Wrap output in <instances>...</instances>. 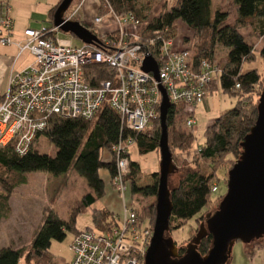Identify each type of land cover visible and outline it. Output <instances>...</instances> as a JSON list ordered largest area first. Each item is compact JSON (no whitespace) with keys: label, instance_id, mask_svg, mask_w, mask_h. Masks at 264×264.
Here are the masks:
<instances>
[{"label":"trees","instance_id":"trees-1","mask_svg":"<svg viewBox=\"0 0 264 264\" xmlns=\"http://www.w3.org/2000/svg\"><path fill=\"white\" fill-rule=\"evenodd\" d=\"M107 1L116 14L132 13L140 20L143 39L157 38L155 32L161 34V37H175L178 24L185 23L193 33L192 41L189 37L184 39L185 44L192 42L189 49L192 51L193 61L199 63L201 60H207L212 63L217 68L222 90L237 97L236 105L222 113L206 128L204 142L198 148H194L197 160H201L203 164L198 163V168L189 171L171 190L173 203L170 217L171 234L184 227L189 219L194 218L196 222H201L204 214L210 211L209 208L220 205L226 194L212 199L214 194L212 187L219 180L218 173L224 170V178L228 183L227 173L240 158L243 151L242 143L256 124L259 100L264 89V73L258 68L245 70V66L260 57L264 61V0H233L236 8L234 23H228V12L213 8V0H177L171 7L166 8L164 5V9L152 15L147 12L154 9L152 0H147L143 4L141 0ZM57 7L58 5L50 11L51 24ZM85 26L89 28L94 24ZM246 28L252 29L260 37L262 46L259 50L248 42L242 32ZM90 30L96 33L94 29ZM117 32H109L107 37L115 40ZM218 45L228 48L227 61L223 64L217 58ZM86 76L87 81L93 86L109 78L107 70L101 66L87 67ZM237 84H240L239 88ZM189 116L191 114L183 103L172 104L169 109L167 124L173 157L176 150L190 152L194 147L195 134L181 127L183 123L186 124ZM160 135L159 116L142 132L133 133L125 129L120 114L108 103H104L92 119L50 115L47 128L38 134L25 154L17 152L15 141L0 145V186L3 190L0 192V224L11 210L12 193L18 186L27 182L29 172L44 171L60 176L74 169L92 188V192H87L71 208L67 220L54 211H46L44 223L29 250L12 246L2 247L0 264H20L23 257L27 264H69L56 260L51 252L52 243L64 241L68 232H73V237L80 232L81 230L77 228L78 216L106 196V181L101 175L102 171L110 175L114 186L113 177L117 171V163L113 146L128 137H133L134 145L140 154L160 153ZM41 137H46L56 147L55 154L40 152L37 149ZM129 158L130 172L125 180L132 195L157 197L160 173H152L154 178L152 184L139 186L142 179L140 164L131 157V154ZM136 209L142 221L153 227L156 205L151 204L142 210ZM114 215L116 213L106 207L94 208L92 212L94 225L86 229L93 227L107 229ZM212 244L213 235L208 234L198 246V255L205 256ZM179 248L180 255H185L186 246Z\"/></svg>","mask_w":264,"mask_h":264},{"label":"built area","instance_id":"built-area-1","mask_svg":"<svg viewBox=\"0 0 264 264\" xmlns=\"http://www.w3.org/2000/svg\"><path fill=\"white\" fill-rule=\"evenodd\" d=\"M80 4L65 18L73 19ZM105 7L118 25L109 31H118L115 40L107 37L109 32L102 36L94 33L99 43L77 46L62 38L64 32L54 24L25 29V40L18 46L21 52L33 54L34 63L12 76L0 100V145L15 141L17 152L25 154L47 128L50 115L92 119L104 103L120 114L125 129L140 133L159 116L160 85L171 104L186 105L191 114L186 128H194L195 107L211 89L217 68L207 60L195 63L191 50L177 46L174 36L161 37L155 32L157 38L143 39L142 29L131 33L127 27H142L140 20L132 13L116 14L107 0ZM10 10L8 3H0V45L13 42L15 23ZM102 21L98 16L93 24ZM147 56L156 60L160 80L142 69ZM89 66L104 67L109 78L91 85L86 76ZM134 143L133 137H128L113 146L117 163L113 184L123 197ZM218 190V185H213L212 192ZM153 235L154 226L142 221L136 207L124 200L123 214L114 215L109 228H88L73 237L69 264H144Z\"/></svg>","mask_w":264,"mask_h":264},{"label":"rangeland","instance_id":"rangeland-1","mask_svg":"<svg viewBox=\"0 0 264 264\" xmlns=\"http://www.w3.org/2000/svg\"><path fill=\"white\" fill-rule=\"evenodd\" d=\"M176 1L177 0H152L154 12H147L152 15L153 13L164 9V5H166V8L171 7ZM140 2L143 4L146 3L147 0H141ZM105 5L106 0H82L80 4V9L82 10L75 13L73 19L80 22L83 21V11L85 9H87L86 16L88 24L94 23L98 16L103 17L101 24L89 27V29H94L97 35L102 36L118 26L114 16L107 12L108 8H106ZM77 8L78 4L73 2L67 13L74 12ZM213 8L215 10L220 9L228 12V23L235 22L236 8L233 0H213ZM34 21L39 22L40 25H51L50 19L48 20L47 17L42 19L34 18ZM127 28L133 34L139 33L142 29L141 25L134 24H131ZM242 32L246 36L248 42L253 44V46L259 50L262 46L260 37L250 28H246L242 30ZM175 33L176 35L174 38L177 46L188 47L191 49L192 42L184 43L186 37H189L190 41L193 40V33L187 25L183 22L179 23ZM60 35L62 38L72 40L77 46L83 44L74 34L61 33ZM227 52L228 48L218 45L217 58L220 63L223 64L227 61ZM251 68H258L264 73V61L262 58L260 57L255 62L249 63L245 66V70ZM236 103L237 97L225 93L222 90L219 74H216L208 94L203 101L195 107L194 118L196 124L194 128L192 130L187 129L185 123L181 126L182 129H186L187 132L195 134L196 139L194 141V147L190 152L180 150L175 151L174 160L179 169L172 174L170 178L171 189L176 187L180 179H182L189 171L197 169L199 166L198 163H200V165L203 164L201 160H197L194 148H198L200 144L204 142V131L217 117L220 116V113L233 108ZM37 149H39L40 152L52 155L57 151L56 147L51 144L46 137H41L39 139ZM130 154L131 157L140 164L142 179L138 185L145 186L152 184L154 182L152 173L160 171V153L150 152L147 154H140L137 146L132 145L130 147ZM105 173V171H102L101 175L106 181L107 194L104 198L95 202L91 207L78 216L77 228L79 230H84L87 227H92L94 225L92 220V212L94 208L106 206L112 211L122 215L124 210V200L129 206H135L140 210L151 204L156 205V196H142L140 194L132 195L130 189H128L123 197L115 186L112 185L110 175H105ZM228 174L229 171L227 173V178ZM218 175L219 180L216 181V185H218L219 190L212 194V199H217L221 195L227 193V183L224 178V170L220 171ZM2 191V187L0 186V192L2 193ZM87 192H92V188L88 185L86 179L74 169H70L66 174L60 176H55L44 171L29 172L27 174V182L18 186L12 193L10 198L11 210L1 221L0 249L4 246H12L26 251L29 250L38 230L44 223L46 211H54L61 218L67 220L70 216L71 208L75 206ZM218 208L219 205L209 208L210 211L204 214L201 222H196L194 218H192L186 222L184 227L173 231L170 235L178 244V247L187 246L191 242V239L193 240L196 236L201 224L204 222L206 223L205 219L207 215L209 213L214 214ZM72 239L73 232H68L64 241H54L52 243L51 252L58 262H70L72 258ZM261 239H264V237L247 243L237 241L233 247L232 254L228 257L225 264H264V242L262 241L261 244L257 246L254 245L255 241ZM20 264H27L25 257L21 259Z\"/></svg>","mask_w":264,"mask_h":264},{"label":"water","instance_id":"water-1","mask_svg":"<svg viewBox=\"0 0 264 264\" xmlns=\"http://www.w3.org/2000/svg\"><path fill=\"white\" fill-rule=\"evenodd\" d=\"M74 0H62L58 5L53 24L64 33L74 34L86 44L100 40L82 22L65 18ZM142 69L152 72L157 80L156 60L147 56ZM162 101L159 108L161 122L160 177L156 202L154 235L147 250L144 264H225L237 241L251 242L264 237V89L258 105V118L245 137L240 158L229 170L227 193L218 210L206 217L193 240L186 246V254L170 235V217L173 211L170 178L178 167L169 145L167 116L172 104L166 89L160 85ZM213 235V244L205 256L197 253L201 240Z\"/></svg>","mask_w":264,"mask_h":264},{"label":"crops","instance_id":"crops-1","mask_svg":"<svg viewBox=\"0 0 264 264\" xmlns=\"http://www.w3.org/2000/svg\"><path fill=\"white\" fill-rule=\"evenodd\" d=\"M61 1L62 0H0V3L6 2L9 4L11 15L15 23L12 36L13 42L9 45H0V98L8 91L12 76L25 70L34 63L33 54L29 50L21 52L18 46L19 43L25 40V29L28 27L39 29L43 26H49L46 24L40 25L39 22L34 21V18L42 19L47 17L49 20L50 11L59 5ZM81 1L82 0H75L74 2L79 5ZM86 11L87 9L83 11V21H81L83 24H88ZM221 114L222 112L220 115ZM106 174L108 173L106 172L105 175ZM104 207L106 206H102L101 208ZM116 215H120V213H116ZM262 241L264 242V239L257 240L254 242V245L257 246L261 244Z\"/></svg>","mask_w":264,"mask_h":264},{"label":"flooded vegetation","instance_id":"flooded-vegetation-1","mask_svg":"<svg viewBox=\"0 0 264 264\" xmlns=\"http://www.w3.org/2000/svg\"><path fill=\"white\" fill-rule=\"evenodd\" d=\"M66 14H68V13L66 12Z\"/></svg>","mask_w":264,"mask_h":264}]
</instances>
